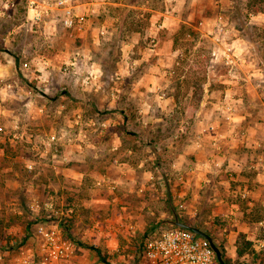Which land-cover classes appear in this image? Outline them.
Returning <instances> with one entry per match:
<instances>
[{"label":"rangeland","instance_id":"obj_1","mask_svg":"<svg viewBox=\"0 0 264 264\" xmlns=\"http://www.w3.org/2000/svg\"><path fill=\"white\" fill-rule=\"evenodd\" d=\"M25 1L0 17V54L17 57L22 84L0 119L4 164L18 169L13 184V173H0V238L25 240L52 199L82 248L78 262L91 252L96 264H132L152 232L167 228L156 224L174 219L173 207L210 231L232 263L264 264L251 241L264 238V227L247 236L260 230L256 216L238 231L242 220L214 201L228 179L234 190L243 175L251 181V138L264 136V0H96L99 10L81 15L82 0H69L81 28L65 25L59 0L47 2L53 28L43 0L39 19ZM226 48L239 56L234 66L221 57ZM225 103L245 119L230 126ZM227 129L250 140L217 149ZM195 146L218 169L210 180L192 160ZM224 154L244 171L230 173ZM68 168L83 172L81 181ZM241 236L251 247L238 258Z\"/></svg>","mask_w":264,"mask_h":264},{"label":"built area","instance_id":"obj_2","mask_svg":"<svg viewBox=\"0 0 264 264\" xmlns=\"http://www.w3.org/2000/svg\"><path fill=\"white\" fill-rule=\"evenodd\" d=\"M68 1L59 0V4H63L65 10L64 23L68 27L81 28L82 20L74 18ZM47 2L48 0H43L41 4L44 10L48 7ZM39 3V0L28 2L36 19H39L42 13L37 7ZM216 53L215 51L214 54ZM221 57L229 66H234L239 59L237 54L230 52V48L224 49ZM28 66L27 62L23 64L25 68ZM220 108L225 120L233 121L235 109L233 105L225 103ZM209 130H214V126H209ZM214 144L217 149L221 148L216 142ZM261 145L257 144L256 148L263 150L264 146ZM32 204L36 205L37 209L40 208L36 198H33ZM42 207L46 214L39 215L33 220L25 240L17 242L7 237L0 238V264H82L77 261L78 252L82 248L68 237L60 218L62 212L52 199L44 201ZM259 226L264 227V220L260 221ZM152 233L154 234L141 245L132 264H220L208 241L189 229L167 227ZM251 241L256 253H264L263 237Z\"/></svg>","mask_w":264,"mask_h":264},{"label":"crops","instance_id":"obj_3","mask_svg":"<svg viewBox=\"0 0 264 264\" xmlns=\"http://www.w3.org/2000/svg\"><path fill=\"white\" fill-rule=\"evenodd\" d=\"M10 1V0H9ZM8 0H0L1 5H3V7L0 8V17L6 14L7 10H11L14 6L16 8H13L12 10H16L17 11V7L14 3V0H12L11 2H9ZM17 1V0H16ZM26 2V13L28 14L29 17L33 16V10L31 8H29V5H27V1ZM99 6L97 4L96 0H82L81 2H78L77 4H75V10L77 14H82V13H93L99 10ZM55 7L49 6L46 7V10H44L45 14L48 15V22L47 25L50 28L55 27V21H56V16H55ZM64 10V9H63ZM62 9L60 10L62 16L65 12V10L63 11ZM18 12V11H17ZM83 23V22H82ZM83 25V24H82ZM20 26V24L18 25ZM7 41V39H6ZM3 54V52H2ZM16 57L13 56L12 54L8 53V57L4 58L1 54H0V119L1 115H5V113L7 112L8 114L11 113L10 110H7V108L5 107V103L4 101L8 98H12V97H16L15 95H17L19 93L20 90H22V84L20 83V74H19V65L16 64ZM48 60H43V64H45L46 66H48ZM38 63L40 64L41 62L38 61ZM8 94H11L12 96H9ZM238 119V123L242 120L245 119V116L240 115L238 113H236V109H234V118L233 121H227L228 124L231 123H236ZM234 125V124H233ZM232 125V126H233ZM213 126V125H212ZM226 130V129H225ZM234 130V129H233ZM233 130H229L227 129L226 133L223 136H220L222 138H220V146L221 148L225 149L226 145H230V144H234L235 141H240L244 142V141H249L250 138H247V136H230L232 135ZM218 138V136H216V139ZM253 138V139H252ZM251 138V140H253L252 142H254L255 147L257 144H264V136H253ZM213 139V138H211ZM238 139V140H237ZM235 140V141H234ZM212 141V140H211ZM199 145V144H198ZM196 150L194 152V154L192 155V160H194L195 164H199L202 163V171H201V175L202 177L205 178V181L210 180V176H212V173H214L215 171H218V169H215L213 167L212 164V158L209 157L203 148H199L197 146H195ZM229 148H227L228 150ZM255 151V159L253 157V162H250L249 166L247 167L248 170L252 173V179L251 181L248 179L246 180V177H244L245 175L242 176V179H244V182H242V184L238 185L236 187V189L234 190V178H230L227 181H225L224 184V194L223 196H218L214 197V201H216L218 205L221 206H226V212L225 215H227L229 220H242V227L237 228L238 231H248L247 228V221L250 220V218H253L256 216L255 220H257V225H260V221L264 220V218L261 219V217L264 215V151L262 150H254ZM229 152V151H227ZM7 157V159L9 158V156H6L5 153L0 149V173L1 172H5L8 174H12V176H14L13 181L11 182V184L14 183L15 180V175H17L18 173V169L17 167L11 166L9 164H4L5 161H3L5 158ZM224 159L227 160L229 162V164L232 166H229L230 168V173H232L234 170L238 171V174H241L244 171V166L242 168L241 164L239 166L238 162H235L233 159H228L226 157V155H223ZM231 157V156H230ZM214 158V157H213ZM9 161V160H8ZM3 162V164L1 165V163ZM7 162V161H6ZM233 163H236L235 165ZM199 167V166H197ZM233 170V171H232ZM69 172H73L76 174H74V177H80L83 176V172L81 173H77V171L75 169H69ZM227 171V170H226ZM232 171V172H231ZM248 171L246 170V172H244L245 174ZM234 173V172H233ZM13 178V177H12ZM78 178V180L80 179ZM81 181V179H80ZM8 184L10 183L9 181L7 182ZM130 188L131 184H130ZM131 191V190H130ZM233 193H235V196H239V201H234L233 200ZM213 201V200H212ZM213 201V202H214ZM196 202V200L194 201ZM198 203V202H197ZM208 200H205V202L202 205H207ZM170 206H171V202H169ZM173 207H171L172 210V214H174L173 212ZM200 209H201V205H200ZM176 211V210H175ZM230 213V214H228ZM197 215V212L194 213ZM192 217V216H191ZM169 219V217H165L162 218L160 221ZM247 224V225H246ZM260 227V226H259ZM261 231V227L259 232H252V234L247 235L249 238L252 237H257L259 235ZM235 233V232H234ZM92 255V258H90ZM98 259V256H95L94 253H88L86 255V258L82 261L83 264H96Z\"/></svg>","mask_w":264,"mask_h":264},{"label":"water","instance_id":"obj_4","mask_svg":"<svg viewBox=\"0 0 264 264\" xmlns=\"http://www.w3.org/2000/svg\"><path fill=\"white\" fill-rule=\"evenodd\" d=\"M173 212H174V219H166V220L161 221L160 223L162 225L163 224H169V225H172L175 227H181V228L189 229V230L195 232L197 235L203 237L204 239H206L208 241V243L210 244V246L212 247V249L216 253L217 259H218L220 264H230V263L226 262L223 254H222V251L220 250L216 241L214 240V238L210 234H208L203 229L198 228L195 225H192V224H189V223L182 221L179 218L178 214L176 213L175 209H173Z\"/></svg>","mask_w":264,"mask_h":264},{"label":"trees","instance_id":"obj_5","mask_svg":"<svg viewBox=\"0 0 264 264\" xmlns=\"http://www.w3.org/2000/svg\"><path fill=\"white\" fill-rule=\"evenodd\" d=\"M15 60H16V64L19 65V61H18L17 57H16ZM156 225H157V227H175V226H172V225H169V224H163V225H162L161 223H158V224H156ZM195 226H197L198 228L203 229V228H202L200 225H198V224H197V225L195 224ZM204 231L207 232L208 234H210V235L214 238L215 241L217 240V239L215 238V236H214L210 231H208V230H204ZM28 234H29V233H27V236H28ZM240 240L242 241V245L238 248V253H237L238 258H240V257L243 256L245 253H247V250L250 249V247H251V242L246 241L244 236H241V237H240ZM216 243H217L218 247L220 248V250L222 251V254H223L224 259L226 260V262H227V263H230V264H235V263H232V261L229 260V259L227 258V256L225 255L224 247H223L220 243H218V241H216ZM97 252L100 254V251H99V250H97ZM240 264H242V263H240Z\"/></svg>","mask_w":264,"mask_h":264}]
</instances>
